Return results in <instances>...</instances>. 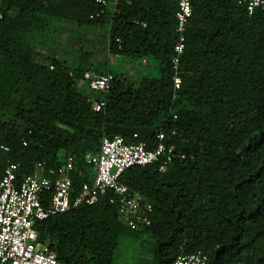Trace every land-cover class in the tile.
<instances>
[{
	"label": "trees",
	"instance_id": "1",
	"mask_svg": "<svg viewBox=\"0 0 264 264\" xmlns=\"http://www.w3.org/2000/svg\"><path fill=\"white\" fill-rule=\"evenodd\" d=\"M100 8L94 0H0V144L21 173L73 156L75 192L91 179L84 157L103 136L141 142L175 130L167 140L174 153L165 172L134 165L119 177L151 204L149 226L124 225L105 195L37 221L38 239L60 264H112L123 233L154 239L153 264L196 250L206 264H264V11L192 0L174 90L177 0H118L91 18ZM64 22L97 29L109 54L153 58L159 76L134 85L94 66L90 51L73 63L57 57L47 46ZM86 70L113 74L108 93L89 89ZM92 98L105 107L93 110Z\"/></svg>",
	"mask_w": 264,
	"mask_h": 264
},
{
	"label": "built area",
	"instance_id": "2",
	"mask_svg": "<svg viewBox=\"0 0 264 264\" xmlns=\"http://www.w3.org/2000/svg\"><path fill=\"white\" fill-rule=\"evenodd\" d=\"M118 0H94L101 8L91 18L103 13V7L116 5ZM248 13L264 11V0H238ZM192 0H177L174 12L176 40L173 45L172 81L174 90L181 86L180 60L185 49L186 30L192 16ZM52 68V66H50ZM83 78L90 90L108 93L113 85V74L86 70ZM104 100L92 98L91 108L100 111ZM159 131L153 141L128 142L116 134L103 136L96 153L85 154L92 175L77 192L73 191L72 174L75 159L67 156L58 165L38 161L30 173H21L20 162L8 156L10 148L0 144V264H60L48 242L38 239L35 223L52 215L82 205H93L107 195L115 205L120 221L131 229H142L151 224V204L143 195L132 191L119 177L128 167L155 164L165 172L173 156L174 145L167 142L170 135ZM138 137L137 133L132 134ZM185 154H180L184 157ZM208 255L202 250L177 255L171 264H206Z\"/></svg>",
	"mask_w": 264,
	"mask_h": 264
},
{
	"label": "rangeland",
	"instance_id": "3",
	"mask_svg": "<svg viewBox=\"0 0 264 264\" xmlns=\"http://www.w3.org/2000/svg\"><path fill=\"white\" fill-rule=\"evenodd\" d=\"M57 25V24H56ZM99 31L93 27L75 26L64 22L54 28L48 49L54 55L64 58L68 63L76 62L83 51H90V61L94 66L110 67L122 76L125 82L137 85L145 76H159L158 64L153 58H131L109 54L98 44ZM103 47V45H102ZM7 112L14 117L15 107L11 105ZM154 239L147 233L140 235L121 234L114 252L112 264H153Z\"/></svg>",
	"mask_w": 264,
	"mask_h": 264
}]
</instances>
